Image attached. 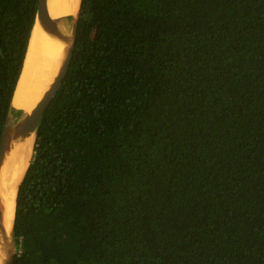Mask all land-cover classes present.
Masks as SVG:
<instances>
[{
  "label": "trees",
  "instance_id": "trees-1",
  "mask_svg": "<svg viewBox=\"0 0 264 264\" xmlns=\"http://www.w3.org/2000/svg\"><path fill=\"white\" fill-rule=\"evenodd\" d=\"M38 0H0V136ZM13 264H264V0H81L16 195Z\"/></svg>",
  "mask_w": 264,
  "mask_h": 264
},
{
  "label": "bare ground",
  "instance_id": "bare-ground-1",
  "mask_svg": "<svg viewBox=\"0 0 264 264\" xmlns=\"http://www.w3.org/2000/svg\"><path fill=\"white\" fill-rule=\"evenodd\" d=\"M80 0H47L51 18L75 16ZM65 44L47 34L39 24L31 30L21 74L12 105L24 113H30L40 102L52 84L65 54ZM34 137L12 144L0 169V211L8 239H11L17 187L26 171L33 151ZM6 254L0 246V264Z\"/></svg>",
  "mask_w": 264,
  "mask_h": 264
},
{
  "label": "water",
  "instance_id": "water-1",
  "mask_svg": "<svg viewBox=\"0 0 264 264\" xmlns=\"http://www.w3.org/2000/svg\"><path fill=\"white\" fill-rule=\"evenodd\" d=\"M80 3H79V7H80ZM78 16H79V8L75 16H63L58 18H51L47 10V0H38L33 26H35V24H39V26L42 28L43 31H45L50 36L54 37L55 39L65 44L66 46L65 54L62 63L60 65V68L52 84L45 92L40 102L30 113H24L22 110L16 109L12 105V101H11V106L0 136V169L5 160L7 153H9L10 150L12 149V144L14 142L20 139L24 140L26 138H29L31 135H33L34 143H35L36 131L39 126L40 120L45 110L47 109V107L49 106V104L57 94L59 88L61 87L65 74L68 70L73 53L75 40L77 37ZM33 149H34V144H33ZM32 155H33V151H32ZM32 155L30 157V161L32 159ZM20 183L17 187V190L20 186ZM15 207H16V200H15ZM14 217H15V211H14ZM2 220H3V213L2 211H0V246L3 248V251L6 254L3 264H13L14 257L16 254V247L13 242L12 231H11V239L9 240L5 227L2 223ZM13 223H14V219H13ZM12 230H13V224H12Z\"/></svg>",
  "mask_w": 264,
  "mask_h": 264
}]
</instances>
